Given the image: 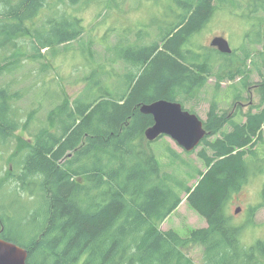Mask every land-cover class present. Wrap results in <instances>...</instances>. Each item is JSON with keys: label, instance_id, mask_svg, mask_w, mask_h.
I'll return each mask as SVG.
<instances>
[{"label": "trees", "instance_id": "16d2710c", "mask_svg": "<svg viewBox=\"0 0 264 264\" xmlns=\"http://www.w3.org/2000/svg\"><path fill=\"white\" fill-rule=\"evenodd\" d=\"M217 1L152 0L162 16L148 26L154 27L155 38L145 44L150 32L138 30L135 43L121 52L116 62L131 67L123 81L106 87L104 80L111 82V75L96 70L84 81L96 77L97 93L89 84L73 101L53 91L57 80L45 81L41 90L53 98L40 115L42 102L30 111L17 106L33 87L25 88L16 72L33 65L35 79H45L56 70L61 48L68 52L67 46L84 34V24L58 9L63 0H0V238L25 249L27 264H194L187 251L197 246L203 249L201 264H264V241L242 245L244 227L235 225L228 213L232 195L255 173L264 174L255 166L264 164L259 153L264 144V73L257 69L260 104L254 110L235 112L230 119L218 115L216 101L211 104L197 155L205 170L194 169L192 187L162 171L153 150L157 140L145 138L153 119L140 112L142 105L158 100L184 101L201 91L208 77L242 78L240 86H247L250 53L245 46L244 59L236 66L233 51L192 50ZM78 2L69 0L72 6ZM246 2L248 20L264 14V0ZM44 10L53 15L39 18ZM215 56L226 59L222 68L227 75L214 70ZM9 75L13 77L3 81ZM238 116L240 121L233 120ZM166 153L179 157L169 146ZM182 193L207 224L186 238L159 228L180 206ZM263 206L264 189L249 217Z\"/></svg>", "mask_w": 264, "mask_h": 264}, {"label": "rangeland", "instance_id": "374dc122", "mask_svg": "<svg viewBox=\"0 0 264 264\" xmlns=\"http://www.w3.org/2000/svg\"><path fill=\"white\" fill-rule=\"evenodd\" d=\"M54 1L56 0H49V3ZM63 1L64 4L59 5L58 9L80 18L84 24L85 32L79 40L67 46L68 52H64L66 49L62 50L61 48L56 70L48 71L45 79L44 76L35 79L34 74L37 72L33 65L16 72L17 80L22 82L25 88L33 87L26 98L17 104L22 110L30 111L39 108L38 105L42 102L43 108L39 109L38 112L40 111V115H43L45 109L51 107L49 103L52 101V95L41 90V87L46 85L43 84L45 81L53 83L54 80H57L59 87L54 84L51 85L53 91L59 95L63 93L71 101L83 91L85 86L86 89L91 86V90L97 93V87L94 85L97 81L96 77L91 82L84 81L96 70L105 71L111 75V82L110 79L104 80L106 87L120 83L123 81L125 73L131 68L125 65L123 61H121L122 63L116 62L121 52L126 50L127 44L135 43L138 30L146 32L148 30L151 37L147 38L144 43L151 42L150 39L155 38L156 31L152 26L148 29V26L152 20L156 19L155 16L159 19L162 17L160 16V5L151 6L152 0H79L74 6L69 3V0ZM244 11L247 12L246 0H236V3L233 0H218L216 11L211 20L192 41V45H195L192 50L202 53L201 48L211 49L210 41L214 37H224L234 53L232 58L235 66L244 59V53L241 50L244 46L246 51L250 53V59L246 62L247 86L245 88L240 86L242 78L228 81L225 78L220 80L216 76L208 77L201 91L180 102L184 110L195 114L204 123L207 121L211 104L215 101L218 105V115H225L230 119L235 112L244 115L260 104V97H258L255 87L261 81L257 69L262 74L264 73V14L259 12L256 18L248 20ZM52 15V12L44 10L39 13L38 17L47 19ZM248 37H251L253 43ZM258 40H260L259 43H255ZM81 47L83 49L79 51ZM213 59L214 70L217 72L220 68L218 73L227 75L225 73L227 68H222L226 64V59L218 56ZM112 60L114 62L109 63ZM39 66L37 63L35 68H39ZM11 77L13 75L4 76L3 81L8 82ZM89 84L90 86L87 87ZM46 89L51 91L49 86ZM238 104L244 105V107L237 106L234 108V105ZM233 120L240 121L241 117L238 116ZM228 130V127H225L222 131L227 132ZM16 135L22 139H29L24 133L18 132ZM262 135L264 139V128ZM219 136L220 134L211 136L210 140L214 141ZM167 146L176 152L179 156L177 159L166 153ZM201 148L202 145H199L195 151L186 153L166 136H162L153 143V150L159 158L162 171L176 176L190 187L195 183L194 178L190 177L193 175L194 169L205 170L203 162L197 156ZM259 153L261 157L264 156V144L259 148ZM7 157V154L3 156L6 167L8 166L6 164ZM181 162H185V166H182ZM255 166H260L261 170L264 169L263 163H258ZM263 189L264 174L255 173L248 184L243 186L238 193L233 194L230 200L228 213L232 215L235 225L244 227L241 243L245 247L264 241V206L257 210L252 219L249 217L250 209L260 204ZM181 198L180 206L159 228L162 231L173 230L182 238H186L192 230L204 228L207 224L203 217L189 207L183 193ZM237 209H240V212L236 214ZM18 216L20 215L18 214ZM249 221H251L250 226L246 227ZM202 254L203 249L200 246L187 251L188 257L194 264H201Z\"/></svg>", "mask_w": 264, "mask_h": 264}, {"label": "water", "instance_id": "95a60500", "mask_svg": "<svg viewBox=\"0 0 264 264\" xmlns=\"http://www.w3.org/2000/svg\"><path fill=\"white\" fill-rule=\"evenodd\" d=\"M210 47L222 55H230L232 49L222 37H214ZM140 112L153 119V125L146 130L145 138L153 142L162 136L170 138L186 153L195 151L206 136L204 122L195 114L183 109L178 102L158 100L140 107ZM237 209L235 213H239ZM27 251L16 244L0 238V264H27Z\"/></svg>", "mask_w": 264, "mask_h": 264}, {"label": "flooded vegetation", "instance_id": "af4514ba", "mask_svg": "<svg viewBox=\"0 0 264 264\" xmlns=\"http://www.w3.org/2000/svg\"><path fill=\"white\" fill-rule=\"evenodd\" d=\"M235 104H236V103H235ZM237 106H240V108L244 107V105H240V104H238V105H234V108H236Z\"/></svg>", "mask_w": 264, "mask_h": 264}]
</instances>
